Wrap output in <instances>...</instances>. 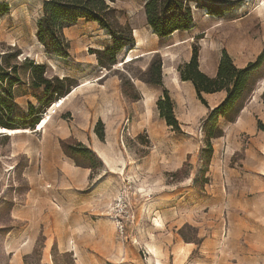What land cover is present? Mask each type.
<instances>
[{
	"label": "rangeland",
	"instance_id": "374dc122",
	"mask_svg": "<svg viewBox=\"0 0 264 264\" xmlns=\"http://www.w3.org/2000/svg\"><path fill=\"white\" fill-rule=\"evenodd\" d=\"M218 1L230 11L216 17L191 3V28L165 38L146 24L142 0L110 2L114 21L143 45L139 59L123 64L133 45L103 68L97 50L111 40L96 23L65 29L69 57H58L35 36L42 0H0L9 5L0 56L45 65L46 77L67 79L69 93L82 85L58 109L43 88L25 86L3 117L18 124L29 121L28 104L38 119L53 109L43 131L0 136V264H264V62L242 109L220 121L207 166L200 127L224 93L203 94L204 105L178 71L194 48L209 77L222 50L238 67L264 50V0ZM156 53L161 86L138 80ZM163 90L179 134L158 114ZM61 143L91 154L71 156Z\"/></svg>",
	"mask_w": 264,
	"mask_h": 264
},
{
	"label": "trees",
	"instance_id": "16d2710c",
	"mask_svg": "<svg viewBox=\"0 0 264 264\" xmlns=\"http://www.w3.org/2000/svg\"><path fill=\"white\" fill-rule=\"evenodd\" d=\"M115 0H42L41 15L36 24V39L45 48L46 52L58 57H69V43L64 37V30L77 24L79 20L96 23L101 30L107 32L111 45L105 47L100 54L107 57L106 63L99 61L103 68L115 64V56L125 48L134 45V40L128 28L121 27L113 19L114 9L110 2ZM143 14L146 24L159 38H165L175 32L188 31L193 23L191 3L198 10H206L207 14L222 17L229 12L231 7L224 8L218 0H142ZM219 3V4H218ZM9 13V5L0 3V17ZM198 49L192 50L190 59L179 69L181 81L190 82L197 98L206 105L203 94L224 93L222 100L211 109L201 123V133L204 140V148L201 150V163L207 166L212 156L211 140L222 136L221 120L232 122L234 116L242 109L252 87V75L264 62V50L257 56L255 61L247 63L243 67L234 64L225 50H222L216 72L209 77L199 70ZM135 60L139 58H134ZM128 60L126 63L134 61ZM162 59L156 53L142 77L138 80L145 84L161 86L162 84ZM66 78L46 77V67L34 64L32 60L19 61L14 55L0 56V131L7 130L22 132L23 130H36L45 124V119L34 117L33 106L28 104L29 114L27 120L18 124L6 123L3 117L13 114L15 100L27 94L25 86L38 89L43 88L44 98L48 102L52 99L66 97L69 88L64 84ZM129 86H132L130 84ZM126 96L133 101L139 97L127 93ZM157 111L166 125L171 130L181 133L180 124L174 115V105L166 90L163 96L156 102ZM35 118V119H33ZM101 125V122H98ZM8 136L1 134L0 136ZM66 154L81 156L91 152L81 144L67 146L61 143ZM179 172H176L177 175Z\"/></svg>",
	"mask_w": 264,
	"mask_h": 264
},
{
	"label": "bare ground",
	"instance_id": "6f19581e",
	"mask_svg": "<svg viewBox=\"0 0 264 264\" xmlns=\"http://www.w3.org/2000/svg\"><path fill=\"white\" fill-rule=\"evenodd\" d=\"M134 35H136V33H134ZM174 35H175V33L172 34L171 37L174 36ZM141 45H142V41H141L140 39H138V41H137V46H136L135 48H132V49L127 50V52L129 51V52H128L129 55L126 56V57H128V58H127V61H128V60H131V59L134 58V55H135V53H136L137 48L140 47ZM152 53H153V52H152ZM143 56H145V55H141V57H143ZM76 90H77V88L74 89L73 91L71 90L72 93H70V94L67 95L66 97L61 98L59 104L62 105V104L64 103V101H66V100L68 99V97H70V95H72V94L75 93ZM77 91H78V90H77ZM52 113H53V109H48V113L44 116V119L49 121V119H50V115H52ZM42 129H43V126H42V127H38L35 131H36V132L43 131ZM33 132H34V131H33ZM0 133H1V134H5V135L7 134V135H9V136H14V135H19V134H21V133H23V134H27V133H30V131H29V130H25V131L23 130L21 133H18V132H13V131L1 130ZM153 222H154L155 224H157V225H161V221H160L159 219H154ZM152 252H153V250H152ZM157 264H160V263L157 262Z\"/></svg>",
	"mask_w": 264,
	"mask_h": 264
},
{
	"label": "crops",
	"instance_id": "0c3cea01",
	"mask_svg": "<svg viewBox=\"0 0 264 264\" xmlns=\"http://www.w3.org/2000/svg\"><path fill=\"white\" fill-rule=\"evenodd\" d=\"M136 32V31H135ZM133 35H134V32H133ZM155 36V35H154ZM134 37H136V43H135V45H134V48L137 46V41H138V36H137V33H136V35H134ZM156 37V36H155ZM157 38V37H156ZM141 40V39H140ZM142 45H143V41H142ZM141 45V46H142ZM140 46V47H141ZM174 46H176V44L174 45ZM140 47H138L137 48V50H136V53H137V51H138V49L140 48ZM153 53L155 52V51H152ZM152 52H148V53H146V54H144V53H142V54H144V55H147V54H151ZM128 55V52L125 54V57ZM80 87H82V85L81 86H77V87H75V88H77V89H79ZM73 95V94H72ZM72 95H70V96H72ZM69 98V97H68ZM45 125V124H44ZM44 125H43V129H44ZM42 129V130H43ZM157 264V263H156Z\"/></svg>",
	"mask_w": 264,
	"mask_h": 264
},
{
	"label": "built area",
	"instance_id": "2783aa9c",
	"mask_svg": "<svg viewBox=\"0 0 264 264\" xmlns=\"http://www.w3.org/2000/svg\"><path fill=\"white\" fill-rule=\"evenodd\" d=\"M60 101L58 99L54 100L52 103H51V107H54L55 109H58L60 108Z\"/></svg>",
	"mask_w": 264,
	"mask_h": 264
},
{
	"label": "water",
	"instance_id": "95a60500",
	"mask_svg": "<svg viewBox=\"0 0 264 264\" xmlns=\"http://www.w3.org/2000/svg\"><path fill=\"white\" fill-rule=\"evenodd\" d=\"M129 49V48H128ZM126 52V51H125Z\"/></svg>",
	"mask_w": 264,
	"mask_h": 264
}]
</instances>
